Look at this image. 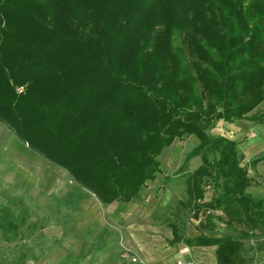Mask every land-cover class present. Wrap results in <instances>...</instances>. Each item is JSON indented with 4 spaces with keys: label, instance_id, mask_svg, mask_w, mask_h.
Returning <instances> with one entry per match:
<instances>
[{
    "label": "trees",
    "instance_id": "trees-1",
    "mask_svg": "<svg viewBox=\"0 0 264 264\" xmlns=\"http://www.w3.org/2000/svg\"><path fill=\"white\" fill-rule=\"evenodd\" d=\"M263 103L264 0H0V121L103 204L140 198L163 151L196 136L184 207L203 230L214 218L243 230L190 240L174 227V240L216 246V264H249L264 198L247 192L238 143L211 131L264 124ZM6 219L0 229L15 226Z\"/></svg>",
    "mask_w": 264,
    "mask_h": 264
},
{
    "label": "crops",
    "instance_id": "crops-1",
    "mask_svg": "<svg viewBox=\"0 0 264 264\" xmlns=\"http://www.w3.org/2000/svg\"><path fill=\"white\" fill-rule=\"evenodd\" d=\"M251 133H254L253 136L264 134V124L247 120L233 123L221 120L211 131L214 137H225L236 141L237 150L241 146V159L244 164L246 163L242 165L240 162V164L248 167L252 161L264 157V141L261 138L240 143ZM191 137H195L196 145L200 143L196 136ZM17 141L28 148L19 139ZM173 145L159 156L163 174L158 175L156 181H149L141 197L131 202L117 201L103 204L95 195L79 186L68 172L58 167L60 171L68 174L69 181L67 182L68 190L59 196L58 216L54 224L62 229L63 239L70 245L68 255L81 257V264L217 263L216 246H190L184 241L174 240V227L178 229L181 237L190 240L202 234L208 238L221 236L217 235L219 229L217 218H214L216 228L213 231L203 230L200 227V223L205 222V216L202 213L197 219L189 212L191 218L188 228L183 226L181 218L184 219V217H181L179 208L188 212L184 207L188 197L187 182L182 178H186L201 165V158L191 159L187 164V170L180 172V168L192 150L182 162L176 155L167 154L163 157L165 151L171 149ZM178 162L180 164L175 168V163ZM190 162L195 166L193 170L189 169ZM253 169L262 178L264 160ZM166 177L170 179L164 183ZM160 178L163 180V185L160 184ZM249 189L250 187L247 192L251 194ZM212 195L209 198L205 191V201L209 202ZM125 253L132 258H138L140 262L134 263L130 258H124Z\"/></svg>",
    "mask_w": 264,
    "mask_h": 264
},
{
    "label": "rangeland",
    "instance_id": "rangeland-1",
    "mask_svg": "<svg viewBox=\"0 0 264 264\" xmlns=\"http://www.w3.org/2000/svg\"><path fill=\"white\" fill-rule=\"evenodd\" d=\"M260 109H264V103ZM15 133L8 123L0 121V222L6 217V221L15 225L12 229L7 226L4 230L0 229V264H81V257L68 255L70 245L63 239L62 229L54 224L58 216L59 196L68 190L67 171H60L62 168L59 169L41 155L19 144ZM253 134L244 137L240 143L258 138L264 141V134ZM195 140V137H189L176 141L163 157L167 154L176 155L182 162L196 145ZM238 153L243 165L241 146ZM180 162L175 163V168ZM194 167L190 162L189 169L193 170ZM248 171L251 178L249 191L257 200L263 199L261 175L256 174L250 166ZM160 180L163 185V180ZM213 192L212 185L206 188L209 198ZM179 211L184 217L181 218L183 226L187 229L191 216L183 208H179ZM214 214L224 219L221 212ZM217 223L218 236L231 234L241 237V227L228 231L222 219L217 220ZM263 242V238L245 239L249 264H264V248H257V244Z\"/></svg>",
    "mask_w": 264,
    "mask_h": 264
},
{
    "label": "built area",
    "instance_id": "built-area-1",
    "mask_svg": "<svg viewBox=\"0 0 264 264\" xmlns=\"http://www.w3.org/2000/svg\"><path fill=\"white\" fill-rule=\"evenodd\" d=\"M18 92H19V93L24 92V88H19V89H18ZM123 257H124V258H130L131 261L134 262V263L140 262V260H139L138 258H132V257H130V255H129L128 253H125V254L123 255ZM178 264H182V263L179 262Z\"/></svg>",
    "mask_w": 264,
    "mask_h": 264
}]
</instances>
